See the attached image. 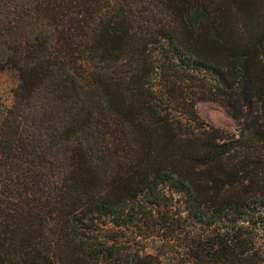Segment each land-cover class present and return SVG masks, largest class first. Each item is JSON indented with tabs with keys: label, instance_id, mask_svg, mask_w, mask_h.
I'll list each match as a JSON object with an SVG mask.
<instances>
[{
	"label": "trees",
	"instance_id": "1",
	"mask_svg": "<svg viewBox=\"0 0 264 264\" xmlns=\"http://www.w3.org/2000/svg\"><path fill=\"white\" fill-rule=\"evenodd\" d=\"M4 68L0 264H264V0H0Z\"/></svg>",
	"mask_w": 264,
	"mask_h": 264
},
{
	"label": "rangeland",
	"instance_id": "2",
	"mask_svg": "<svg viewBox=\"0 0 264 264\" xmlns=\"http://www.w3.org/2000/svg\"><path fill=\"white\" fill-rule=\"evenodd\" d=\"M18 83V76L13 69H0V96L4 103L11 104L12 90ZM196 111L202 121L207 125L222 128L226 131L234 132L236 122L217 103L210 101H200L195 105ZM145 251L155 252L158 242L144 241Z\"/></svg>",
	"mask_w": 264,
	"mask_h": 264
}]
</instances>
